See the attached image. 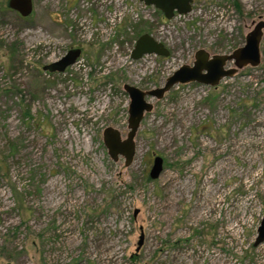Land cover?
<instances>
[{
    "label": "rangeland",
    "instance_id": "rangeland-1",
    "mask_svg": "<svg viewBox=\"0 0 264 264\" xmlns=\"http://www.w3.org/2000/svg\"><path fill=\"white\" fill-rule=\"evenodd\" d=\"M6 1L0 264H264V242L254 246L264 216L263 56L216 87L186 83L147 98L130 165L102 144L106 127L127 133L123 85L159 87L200 49L232 53L264 21V0H192L170 20L138 0H31L19 19ZM143 33L169 55L130 60ZM70 49L80 50L73 65L42 70ZM154 156L162 171L150 180Z\"/></svg>",
    "mask_w": 264,
    "mask_h": 264
},
{
    "label": "water",
    "instance_id": "water-1",
    "mask_svg": "<svg viewBox=\"0 0 264 264\" xmlns=\"http://www.w3.org/2000/svg\"><path fill=\"white\" fill-rule=\"evenodd\" d=\"M144 6H152L163 14L165 20H170L174 15H185L191 11L192 0H138ZM9 9L17 12L25 18L32 11L31 0H8ZM264 21H259L245 36L244 44L230 54L209 55L204 50H197L193 54L190 65H182L174 70L162 83L161 86L143 91L131 85H123L122 90L128 97L127 104V133L121 139L120 133L111 127L102 131V144L106 154L113 162L119 157L123 159L124 166L130 165L134 153V136L145 113L152 109L147 98L159 100L175 85L197 83L209 87H216L224 78L234 76L238 69L245 67L255 68L262 62L263 52L261 42L263 38ZM79 49H70L60 58L42 67L48 73H62L66 68L73 65L79 57ZM153 55L167 57V48L151 35L143 33L139 35L129 53L130 60H138L142 56ZM232 63L234 67H227ZM162 171V159L154 156L148 172V178L155 180ZM264 242V216L257 229V237L254 246ZM142 243L141 235L136 243L135 251H138Z\"/></svg>",
    "mask_w": 264,
    "mask_h": 264
},
{
    "label": "flooded vegetation",
    "instance_id": "flooded-vegetation-1",
    "mask_svg": "<svg viewBox=\"0 0 264 264\" xmlns=\"http://www.w3.org/2000/svg\"><path fill=\"white\" fill-rule=\"evenodd\" d=\"M7 3H8V0L6 1V7H7L8 12L12 13L13 15H15V16H16L17 18H19V19H23V17H21L17 12H15V11L9 9L8 6H7ZM142 5H143V4H142ZM143 6H144V5H143ZM145 7H150V8H152L153 10L158 11V10H156L155 8H153L152 6H145ZM158 12L160 13L161 17L164 19L163 14H162L160 11H158ZM174 16H176V15H174ZM174 16H173V17H174Z\"/></svg>",
    "mask_w": 264,
    "mask_h": 264
},
{
    "label": "trees",
    "instance_id": "trees-1",
    "mask_svg": "<svg viewBox=\"0 0 264 264\" xmlns=\"http://www.w3.org/2000/svg\"><path fill=\"white\" fill-rule=\"evenodd\" d=\"M235 6H236V7H239L237 3H235ZM263 58H264V50H263ZM15 195H16V193L13 192V196H14V199H15V203H16V204H19V203H18V199L15 198Z\"/></svg>",
    "mask_w": 264,
    "mask_h": 264
},
{
    "label": "bare ground",
    "instance_id": "bare-ground-1",
    "mask_svg": "<svg viewBox=\"0 0 264 264\" xmlns=\"http://www.w3.org/2000/svg\"><path fill=\"white\" fill-rule=\"evenodd\" d=\"M166 137V136H165Z\"/></svg>",
    "mask_w": 264,
    "mask_h": 264
}]
</instances>
